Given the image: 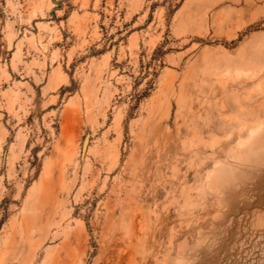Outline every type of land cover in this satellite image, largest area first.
<instances>
[{
    "label": "rangeland",
    "instance_id": "374dc122",
    "mask_svg": "<svg viewBox=\"0 0 264 264\" xmlns=\"http://www.w3.org/2000/svg\"><path fill=\"white\" fill-rule=\"evenodd\" d=\"M0 264H264V0H0Z\"/></svg>",
    "mask_w": 264,
    "mask_h": 264
},
{
    "label": "trees",
    "instance_id": "16d2710c",
    "mask_svg": "<svg viewBox=\"0 0 264 264\" xmlns=\"http://www.w3.org/2000/svg\"><path fill=\"white\" fill-rule=\"evenodd\" d=\"M146 95H147V94H146ZM146 95H145V96H146Z\"/></svg>",
    "mask_w": 264,
    "mask_h": 264
}]
</instances>
